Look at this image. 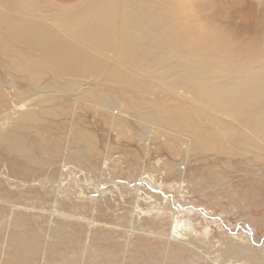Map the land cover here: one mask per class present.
<instances>
[{"label": "rangeland", "instance_id": "374dc122", "mask_svg": "<svg viewBox=\"0 0 264 264\" xmlns=\"http://www.w3.org/2000/svg\"><path fill=\"white\" fill-rule=\"evenodd\" d=\"M115 1L113 6L122 8L121 0ZM134 2L129 0L128 9H124H136ZM174 9L198 20L206 31L213 29L234 39L259 35L257 28L264 25V0H177ZM6 48L12 58L6 57L0 64V89L4 92L0 90V264L9 260L18 264V256L24 258L21 264H230L236 260L235 264H264L263 144L260 154L255 150L257 155L227 148L193 151L187 136L166 137L163 128L159 132L152 127L153 117L180 103L166 97V103L154 106L151 98L162 97V91L148 95L127 87V97L117 101L111 91L104 90L108 97L103 99L98 90L95 93L99 85L94 84L96 76H85L67 95L52 83V72L37 75L33 51L15 44ZM97 54L104 52L97 50ZM107 57L109 69L118 70L115 53ZM7 61L14 67H6ZM33 73L39 77L37 81ZM28 74H32L31 80ZM5 76L8 80L3 81ZM184 88L180 87L177 95L184 93ZM22 102L27 108L18 116L16 108ZM179 114L184 112L177 109L170 120ZM197 172H212L214 178L197 185ZM149 175L155 184L144 186L142 177ZM59 181L65 182L62 192ZM126 182L130 187H123ZM135 185L145 187L140 191V206ZM101 190L106 191L99 194ZM69 214L79 219H69ZM177 218L180 222L174 223ZM95 219L101 225L90 226ZM237 248L242 250L233 256L232 250Z\"/></svg>", "mask_w": 264, "mask_h": 264}, {"label": "bare ground", "instance_id": "6f19581e", "mask_svg": "<svg viewBox=\"0 0 264 264\" xmlns=\"http://www.w3.org/2000/svg\"><path fill=\"white\" fill-rule=\"evenodd\" d=\"M134 1V5L137 3L136 9L132 8L131 10H127V3L129 0L120 1L122 8H115L113 6L112 2L117 3L115 0H80L77 3H70V0H0V64H3L2 60L6 59V57L12 58L6 45L15 44L27 48L26 51L28 49L33 51L36 54L37 65L35 66V70L38 73L37 75L42 76L47 72H49V74L52 72V83L54 82L56 85L58 84V86H60L58 87L59 92L67 91V95L70 91L75 89V85L79 79L85 78V76H88V78L89 76H96L94 78V80H96L94 84L98 82L100 88L98 87L99 85H96L95 93L98 90V96L103 99H107L108 97L105 92L108 93L111 91L112 94H110V96L114 95L116 100L120 99L122 101V99H125V96L127 97L125 94L129 92L127 87H136L137 92H146L148 95H150V93L153 95V93L158 90L160 92L162 91L161 93H164L162 97L155 100L151 98L150 101L154 102V106L159 107L163 105V102L166 103V97L169 98L168 101L178 100L180 103L174 104L173 108L163 110L162 116L157 118L153 117V120L151 119L153 121L151 125L153 128H156V131L162 132L163 130L161 128H163L164 131H166V137H171L173 134L175 137L176 134L187 136V138H189L190 148L196 152L227 148L228 150L236 152L250 151L254 153V155H257L255 153L256 150L257 153L260 154L263 150L259 147L261 144L264 145V25L257 28L259 35L249 36L248 38L245 37L244 39H234L220 31H214L213 29L206 31L198 20L194 21L188 19L184 12L174 9L177 0ZM125 7L127 9H124ZM97 50L103 51L104 55H98ZM108 53H115L116 65H119L118 70L109 69L110 66H108V63L110 60L107 57ZM5 64L6 67H14L11 61H7ZM36 71L32 70L34 73ZM29 72L31 71L29 70ZM34 73L33 75L28 74V80H31L30 75H32L37 81L39 77L36 75L34 76ZM4 79L8 80L6 76L2 78L3 81ZM6 82L2 85H6ZM14 84L15 83L11 84L10 82V85ZM180 87H185V91L177 95V90H181ZM20 88L22 87L20 86ZM1 91L3 92V90ZM47 91H49V88ZM138 96L139 95H137V98H140ZM85 100L87 101V99ZM4 101H8V99H4ZM23 103L25 102H22V105L16 108L18 116L19 112L21 114L23 109L27 108V105ZM119 105L120 104L117 106ZM59 107L60 106H58V108ZM123 107L125 106L123 105ZM177 109L182 110L184 114H179L176 119L170 120V115L174 111H177ZM95 112L97 113V110ZM11 113H9V115ZM106 113L109 114V112ZM4 116L5 115H3L2 118ZM111 120L113 119L111 118ZM143 120L149 121L150 119ZM123 123H125V121H123ZM154 123L159 127L155 126ZM8 124L10 126V123ZM11 130L13 129L11 128ZM23 137L27 136L23 135ZM25 139L27 140L28 138ZM20 140L23 142L24 139L20 138ZM139 144H137L138 147ZM174 144H176V142ZM20 145L22 146V144ZM162 147L164 146L162 145ZM19 151L20 150H18V152ZM23 154L25 155V153ZM94 163L95 162H93V164ZM212 167H214V165H212ZM194 177L197 181V185H201V182L207 181L209 177L214 178V173L206 172L198 174L197 172ZM149 178H152V176L142 177L141 182L144 183V186L155 184L152 183L155 180ZM58 184L61 188L60 192L65 190L64 181H59ZM127 184L126 182L123 187ZM128 185L126 187H130ZM135 188L136 192H138L139 189L137 204L140 206V198H142V193H140V191L145 187L135 185ZM105 191L101 190L99 194H104ZM68 218L79 219L73 218L72 216ZM90 222V226L101 225V222H97L96 219ZM179 222L180 220L177 218L174 223ZM111 226L112 225H105L107 228ZM188 226L192 228L190 224H188ZM62 230L64 231L63 228ZM91 230L94 231V229ZM55 233L59 235L57 230H55ZM48 243L49 242H47V245ZM30 247L32 248V246ZM27 248L28 245H26V249ZM54 248L56 251L55 246ZM241 250L240 248L232 250L233 256L236 255V253L240 254ZM33 251L35 252V250ZM58 256H60V254ZM50 258H52V256ZM2 260L5 259L3 258ZM18 262L20 264L23 263L24 258L18 256ZM7 263L16 264L15 261L12 260H9ZM235 263H237V260L230 264ZM46 264H48L47 261Z\"/></svg>", "mask_w": 264, "mask_h": 264}]
</instances>
